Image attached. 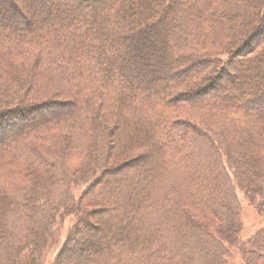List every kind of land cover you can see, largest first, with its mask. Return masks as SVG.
<instances>
[{"label":"trees","instance_id":"16d2710c","mask_svg":"<svg viewBox=\"0 0 264 264\" xmlns=\"http://www.w3.org/2000/svg\"><path fill=\"white\" fill-rule=\"evenodd\" d=\"M51 1L0 0V264H42L72 213L54 264H226L237 189L264 210V71L223 88L264 67V0Z\"/></svg>","mask_w":264,"mask_h":264},{"label":"rangeland","instance_id":"374dc122","mask_svg":"<svg viewBox=\"0 0 264 264\" xmlns=\"http://www.w3.org/2000/svg\"><path fill=\"white\" fill-rule=\"evenodd\" d=\"M17 3H19L22 7L25 8L27 14L32 13L33 18L36 20H40L41 17H43V11L42 6H48L51 4V0H42L39 4H31L27 7V0H15ZM6 5V4H5ZM10 6V5H9ZM36 11V12H34ZM34 12V13H33ZM12 12L9 10V7L7 6L6 10L0 11V18L3 19H10L12 16ZM155 46H152L148 49L151 53L157 49L159 51V47L154 48ZM240 62L235 64L233 67H231V70L238 72L240 75L236 80L227 79V81L223 84V88L226 91H231L234 87H252L253 84L249 81H247V78H250L253 80V78H256V81L258 82L257 89L263 87V77L259 76V72L264 71V67H261L258 64H254L253 62H250L246 60L245 56H240ZM34 59L30 61L33 62ZM159 61H150L148 60V63L146 66H141L139 64L138 68L140 69H146V68H157L160 64ZM246 76V79H245ZM256 88V87H255ZM262 108V106H260ZM113 123V122H112ZM145 153V151L142 150H136L133 147L128 148L124 152L121 153V157H119V162H127L131 161L132 158H135L139 156V154ZM129 169V168H128ZM126 169V170H128ZM125 171V169L123 170ZM122 171V172H123ZM87 185L86 184H80L78 186L72 187V193L73 196L77 200L80 199L83 192L85 191ZM237 197L240 202V214H241V222H242V230L239 235V243L230 245L229 246V258L227 259L226 264H250L254 261V256L251 254L252 251L256 248L254 245L253 238L256 234L262 232L264 229V210H259L255 203L250 200V198L246 195V193L242 190L237 189ZM72 213L69 215H65L63 218H59L57 222V232H58V239L57 243L48 251L46 252L42 264H54L55 261L58 258V254L60 252V249L62 248L65 240L67 239L70 231L74 228V226L77 223L78 220V214ZM98 228L91 232L92 236L95 234L96 238L95 241L99 245L103 246L105 245L102 242L103 235L101 234V231L103 232L106 228L105 220L103 219L100 223H98ZM100 231V236L98 235V231ZM104 234V232H103ZM105 236V235H104ZM259 249V248H258ZM95 258L94 254L90 252L86 253L85 256H83V261L88 259L89 257ZM65 261V260H64ZM63 261V263H64ZM69 264H79L76 260L72 259L69 261Z\"/></svg>","mask_w":264,"mask_h":264}]
</instances>
